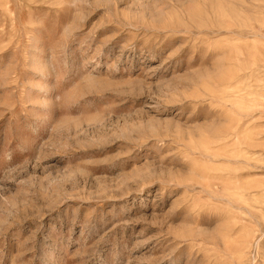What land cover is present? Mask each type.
<instances>
[{
    "label": "rangeland",
    "instance_id": "1",
    "mask_svg": "<svg viewBox=\"0 0 264 264\" xmlns=\"http://www.w3.org/2000/svg\"><path fill=\"white\" fill-rule=\"evenodd\" d=\"M0 264H264V0H0Z\"/></svg>",
    "mask_w": 264,
    "mask_h": 264
},
{
    "label": "bare ground",
    "instance_id": "2",
    "mask_svg": "<svg viewBox=\"0 0 264 264\" xmlns=\"http://www.w3.org/2000/svg\"><path fill=\"white\" fill-rule=\"evenodd\" d=\"M225 173V172H224ZM231 173V172H230ZM235 181V180H234Z\"/></svg>",
    "mask_w": 264,
    "mask_h": 264
}]
</instances>
